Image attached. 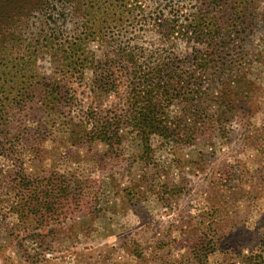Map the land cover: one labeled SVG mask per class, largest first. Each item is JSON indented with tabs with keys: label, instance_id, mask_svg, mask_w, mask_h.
Instances as JSON below:
<instances>
[{
	"label": "rangeland",
	"instance_id": "rangeland-1",
	"mask_svg": "<svg viewBox=\"0 0 264 264\" xmlns=\"http://www.w3.org/2000/svg\"><path fill=\"white\" fill-rule=\"evenodd\" d=\"M184 1L188 13L193 2ZM42 2L0 0V264H264V0L248 18L244 62L226 51V64L186 69L197 80L167 109L169 137L141 139L121 124L124 137L112 146L72 144L70 129L83 118L42 94L41 79L58 80L56 69L87 49L65 59L45 42L11 48ZM87 45L97 51V40ZM65 75L82 105L123 109L122 78L118 94H105Z\"/></svg>",
	"mask_w": 264,
	"mask_h": 264
},
{
	"label": "trees",
	"instance_id": "trees-1",
	"mask_svg": "<svg viewBox=\"0 0 264 264\" xmlns=\"http://www.w3.org/2000/svg\"><path fill=\"white\" fill-rule=\"evenodd\" d=\"M138 1L43 0L34 20L25 23L24 38H15L11 46L15 50H35L45 42L44 47L51 51L60 53L64 49L65 59L79 52L85 54L87 49L90 55L80 62L65 63L63 69H56L58 80L52 74L41 79L45 97L57 102L60 99L83 118V127L78 124L70 129L72 144L86 139L108 146L120 144L124 137L121 124L141 139L150 133L169 137L174 124L167 109L175 100L186 101L192 94L190 85L197 80L186 69L195 65L204 70L206 65L226 64L221 54L226 51L238 52L240 62L246 60L243 42L247 33L253 32V20L248 18H255L253 10L260 0H190L193 7L188 13L179 10L184 0H146L151 5L146 11ZM109 2L115 3L120 14L114 21ZM129 3H133L131 7ZM140 31L155 34L156 40L141 41ZM89 40H97L96 52L88 47ZM89 64L92 74L84 83L82 70ZM32 66V60L26 63L27 69ZM66 73H72L79 85L86 84L90 92L105 94H118L117 81L122 78L127 83L126 93L120 96L124 101L121 112L108 115L91 102L82 105L76 89L66 83Z\"/></svg>",
	"mask_w": 264,
	"mask_h": 264
}]
</instances>
